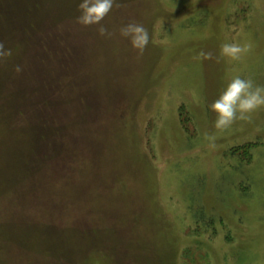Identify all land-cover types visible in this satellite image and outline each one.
<instances>
[{"label":"rangeland","instance_id":"1","mask_svg":"<svg viewBox=\"0 0 264 264\" xmlns=\"http://www.w3.org/2000/svg\"><path fill=\"white\" fill-rule=\"evenodd\" d=\"M80 2L0 0V264H264V108L209 107L264 86V0H114L110 37Z\"/></svg>","mask_w":264,"mask_h":264},{"label":"clouds","instance_id":"2","mask_svg":"<svg viewBox=\"0 0 264 264\" xmlns=\"http://www.w3.org/2000/svg\"><path fill=\"white\" fill-rule=\"evenodd\" d=\"M114 0H81L78 4L79 15L77 22L82 26L100 25L97 32L101 36H112L106 27L100 24L104 17L112 10ZM119 6V5H117ZM121 37L127 38L138 55H142L149 43L148 30L139 23L130 22L119 29ZM253 48L250 42L240 44L238 42L223 43L220 46L219 55L230 61H241ZM11 55V50L6 49L4 42L0 41V58ZM199 58L211 59V52L201 51ZM19 71V68L16 69ZM210 109L216 114L214 127L217 130L229 128L235 121H249L251 114L264 108V86L254 83L251 78H242L239 75L232 77L210 105ZM205 139L210 142L215 136L205 133ZM210 147H215L210 143Z\"/></svg>","mask_w":264,"mask_h":264}]
</instances>
